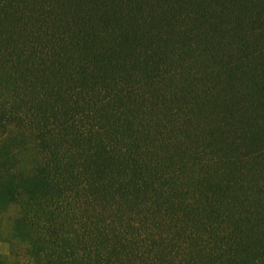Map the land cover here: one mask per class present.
I'll use <instances>...</instances> for the list:
<instances>
[{"label":"trees","instance_id":"obj_1","mask_svg":"<svg viewBox=\"0 0 264 264\" xmlns=\"http://www.w3.org/2000/svg\"><path fill=\"white\" fill-rule=\"evenodd\" d=\"M9 211L0 264H264V0H0Z\"/></svg>","mask_w":264,"mask_h":264},{"label":"rangeland","instance_id":"obj_2","mask_svg":"<svg viewBox=\"0 0 264 264\" xmlns=\"http://www.w3.org/2000/svg\"><path fill=\"white\" fill-rule=\"evenodd\" d=\"M11 211H9V213H6L4 215V217L2 218V220L0 221V232H2L4 234V236H2L3 238H7L6 237V232L8 231L9 226H7L8 224V218L11 215ZM0 255H7L9 256V248L7 243L5 242V240H0ZM9 259H11L9 257Z\"/></svg>","mask_w":264,"mask_h":264}]
</instances>
